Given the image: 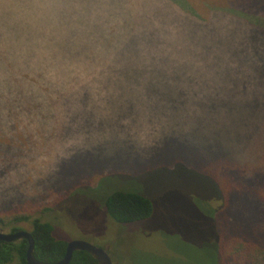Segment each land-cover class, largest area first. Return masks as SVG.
Segmentation results:
<instances>
[{
    "label": "rangeland",
    "instance_id": "obj_1",
    "mask_svg": "<svg viewBox=\"0 0 264 264\" xmlns=\"http://www.w3.org/2000/svg\"><path fill=\"white\" fill-rule=\"evenodd\" d=\"M42 11L48 23L31 40L87 71L113 55L122 67L109 95L90 112L85 96L68 124L47 95L14 124L0 112V212L50 207L42 217L58 238L102 248L114 264H217L221 196L193 168L215 175L232 157L264 172V0H121L96 32L66 33L55 6ZM7 147L20 154L4 160ZM116 189L149 198L152 217L112 221L103 199Z\"/></svg>",
    "mask_w": 264,
    "mask_h": 264
},
{
    "label": "trees",
    "instance_id": "obj_2",
    "mask_svg": "<svg viewBox=\"0 0 264 264\" xmlns=\"http://www.w3.org/2000/svg\"><path fill=\"white\" fill-rule=\"evenodd\" d=\"M15 39L14 35L6 32L0 35V42L4 40L6 49ZM32 41L43 53L56 52L50 50L51 48H43L40 41L34 39ZM56 53L52 56L53 63L50 65V70L57 71L67 63H75L78 70L88 72L87 68L82 66L80 58H66L61 52ZM4 63L7 77V56ZM47 92L48 89L44 85L31 79L27 74H21L19 78L15 76L6 78L3 90L0 91V112L4 114V122L9 115L7 120H11L14 124L19 112L37 110L34 100ZM6 128L11 129V127ZM6 150L9 154L4 160L10 155L20 154V151L11 150L10 147ZM175 165L174 162L162 163L152 168L172 171L174 168L171 167ZM218 167L219 171L215 175L208 174L200 168H193L199 175L209 178L221 196L219 211L211 217L217 236V245L214 246L217 264H264V172L252 171L255 169L244 166L232 157H229L228 162H220ZM106 180L101 181L95 191ZM103 201L106 214L119 225L145 222L154 213L152 201L135 192L116 189ZM51 211L52 208L45 207L37 211L0 212V229L5 233H17L24 231L21 224L29 223L31 230L28 232L35 241L36 259L49 264L58 263L65 257L69 242L58 238L53 224L44 221L42 215ZM28 247L27 240L12 243L0 241V264H27ZM70 264H98V262L87 252L77 251Z\"/></svg>",
    "mask_w": 264,
    "mask_h": 264
},
{
    "label": "clouds",
    "instance_id": "obj_3",
    "mask_svg": "<svg viewBox=\"0 0 264 264\" xmlns=\"http://www.w3.org/2000/svg\"><path fill=\"white\" fill-rule=\"evenodd\" d=\"M2 3V0H0ZM55 6L58 12L57 26H63L67 33L69 28L78 32L81 25L90 32L102 31L105 22L121 7V0H9L7 21L0 11V35L7 24L15 33L14 43L6 49L0 42V91L5 79L27 74L31 79L44 85L50 101H57L53 113L58 115L61 123L68 124L73 116L83 112L81 101L88 97L87 111L107 97L114 86L113 73L120 66L113 58L104 63L93 65L88 72L78 70L75 63H67L57 71L50 70L53 63L51 54L43 53L31 40L33 34L48 23L49 15L42 11L44 6ZM54 47V46H53ZM5 56L8 57V72L5 74ZM108 89L109 91H104ZM70 127V125H69Z\"/></svg>",
    "mask_w": 264,
    "mask_h": 264
},
{
    "label": "water",
    "instance_id": "obj_4",
    "mask_svg": "<svg viewBox=\"0 0 264 264\" xmlns=\"http://www.w3.org/2000/svg\"><path fill=\"white\" fill-rule=\"evenodd\" d=\"M19 240H27L29 243V247L27 250V264H49L40 262L36 259L34 254L35 241L28 231H19L17 233H5L3 230L0 229V241L12 243ZM77 251L87 252L98 262V264H114L111 256L107 251L84 241L69 242L67 245L65 257L60 262L55 264H70L74 253Z\"/></svg>",
    "mask_w": 264,
    "mask_h": 264
}]
</instances>
